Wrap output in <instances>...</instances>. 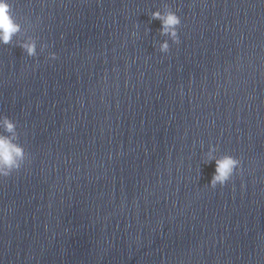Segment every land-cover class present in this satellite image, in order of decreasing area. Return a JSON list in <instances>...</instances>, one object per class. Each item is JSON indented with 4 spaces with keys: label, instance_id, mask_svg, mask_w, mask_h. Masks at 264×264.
Segmentation results:
<instances>
[{
    "label": "water",
    "instance_id": "water-1",
    "mask_svg": "<svg viewBox=\"0 0 264 264\" xmlns=\"http://www.w3.org/2000/svg\"><path fill=\"white\" fill-rule=\"evenodd\" d=\"M10 3L0 264H264V0ZM212 147L240 160L215 188Z\"/></svg>",
    "mask_w": 264,
    "mask_h": 264
},
{
    "label": "clouds",
    "instance_id": "clouds-1",
    "mask_svg": "<svg viewBox=\"0 0 264 264\" xmlns=\"http://www.w3.org/2000/svg\"><path fill=\"white\" fill-rule=\"evenodd\" d=\"M153 19H160L162 22L161 31L163 34L169 35L173 43H178L177 28L181 24L180 17L174 11H169L166 15L159 12L152 13ZM20 30V25L15 21L12 12V3L10 0H0V44H8L11 38ZM28 57L37 55L35 42L22 44ZM168 42H164L160 46V52L167 53L169 51ZM50 59H56V53H50ZM3 126L7 131L14 129V124L6 117L2 118ZM215 151V147L210 149L206 163L215 162V170L212 174L209 185L215 188L217 185H225L233 176L234 172L239 169L240 160L232 155H224L222 158H215L211 152ZM25 153L22 147L13 144L9 138L0 136V178L8 177L13 171L20 169L24 164Z\"/></svg>",
    "mask_w": 264,
    "mask_h": 264
}]
</instances>
